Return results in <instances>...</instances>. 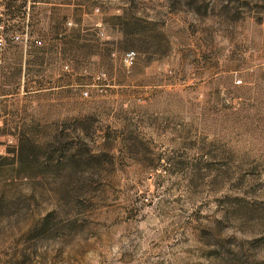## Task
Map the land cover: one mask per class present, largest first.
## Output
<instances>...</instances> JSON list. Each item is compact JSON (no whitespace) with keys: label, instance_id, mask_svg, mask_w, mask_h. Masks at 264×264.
Wrapping results in <instances>:
<instances>
[{"label":"rangeland","instance_id":"obj_1","mask_svg":"<svg viewBox=\"0 0 264 264\" xmlns=\"http://www.w3.org/2000/svg\"><path fill=\"white\" fill-rule=\"evenodd\" d=\"M3 1L0 264H264V0Z\"/></svg>","mask_w":264,"mask_h":264},{"label":"built area","instance_id":"obj_2","mask_svg":"<svg viewBox=\"0 0 264 264\" xmlns=\"http://www.w3.org/2000/svg\"><path fill=\"white\" fill-rule=\"evenodd\" d=\"M3 2H4L3 0H0V65L4 61L6 44H7L6 43L7 35H6V23L5 22L7 21V23H9L8 19H6V15H7L6 10H5L6 7ZM11 40L17 43L22 42L25 45H27L29 42V37L27 33L24 35V37H21V35L14 33L11 35ZM135 57H136L135 52H128L125 58L123 59L125 66H132L134 64ZM84 95L88 96V93L85 92Z\"/></svg>","mask_w":264,"mask_h":264}]
</instances>
